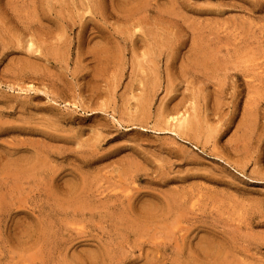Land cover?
Wrapping results in <instances>:
<instances>
[{
	"label": "rangeland",
	"instance_id": "374dc122",
	"mask_svg": "<svg viewBox=\"0 0 264 264\" xmlns=\"http://www.w3.org/2000/svg\"><path fill=\"white\" fill-rule=\"evenodd\" d=\"M133 1L0 0V264H264V0Z\"/></svg>",
	"mask_w": 264,
	"mask_h": 264
},
{
	"label": "bare ground",
	"instance_id": "6f19581e",
	"mask_svg": "<svg viewBox=\"0 0 264 264\" xmlns=\"http://www.w3.org/2000/svg\"><path fill=\"white\" fill-rule=\"evenodd\" d=\"M129 1H132V2H136V1H133V0H129ZM138 2H139V0H138ZM105 38H106V35L104 36ZM110 41V40H109ZM108 41V42H109ZM106 43V42H105ZM153 46V45H152ZM107 47V46H106ZM152 48V47H151Z\"/></svg>",
	"mask_w": 264,
	"mask_h": 264
}]
</instances>
